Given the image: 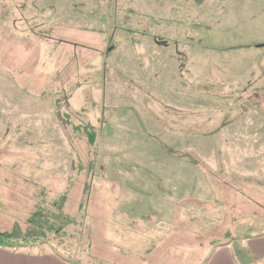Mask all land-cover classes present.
Listing matches in <instances>:
<instances>
[{"label":"rangeland","instance_id":"374dc122","mask_svg":"<svg viewBox=\"0 0 264 264\" xmlns=\"http://www.w3.org/2000/svg\"><path fill=\"white\" fill-rule=\"evenodd\" d=\"M263 9L264 0H0V230H26L58 200L72 223L25 250L65 264H203L220 229L200 211L225 195L237 202L222 207L234 249L260 232L263 217L242 216L253 207L239 191L178 183L189 147L171 142L193 136L176 129L177 118L173 130L165 109L169 99H214L181 64L195 66L203 53L229 70L230 46L264 38ZM150 39L157 46L140 53L135 45ZM166 49L167 72L158 69ZM146 55L156 57L149 75ZM139 73L151 93L139 92ZM201 159L191 153L216 183L224 178ZM231 212L236 226L225 221Z\"/></svg>","mask_w":264,"mask_h":264},{"label":"crops","instance_id":"0c3cea01","mask_svg":"<svg viewBox=\"0 0 264 264\" xmlns=\"http://www.w3.org/2000/svg\"><path fill=\"white\" fill-rule=\"evenodd\" d=\"M245 42H236L229 47L231 50L235 49L229 70L228 66L225 68L220 65L223 58L218 59V56L213 55L204 57L203 53H197L198 61L195 66L191 67L189 63L184 66L182 63L185 76L193 80L190 81L192 83L197 81V92L212 95L214 99L202 101L197 97L195 103L188 98L186 105L169 99L171 106L165 109V117L171 125L177 118L179 128L176 129L181 134L187 133V135L189 131L193 136L187 141L183 136V140L174 139L171 142L172 144L182 142L183 146L189 147L186 178L183 167L178 183H181L183 188L197 187L206 190L216 187V191L224 190L225 194L229 190L239 191L235 193V197H239L238 201L253 207L242 216L247 217L258 213L264 219V38L255 42ZM135 46L141 48L140 53H142V48L156 47L157 44L155 40L150 39L138 42ZM165 51L167 57L164 62L160 63L158 69L161 71L165 69L167 72L169 64L166 62L173 56V52L168 49ZM155 59V56L143 57V63L140 65L144 66V74L149 75L156 71ZM100 60L101 58L92 59L89 64ZM216 60H218V65H215ZM146 76L139 73L135 78L143 84L138 86L140 87L139 92L143 91L145 94L153 91V88L146 82ZM144 85L147 91L142 89ZM181 85L185 86L183 83ZM78 88L76 94H83L84 92L80 90L81 84H78ZM185 108L187 110H184ZM158 109L161 110L160 105ZM169 132L172 134L173 131ZM193 152L198 153L201 160L213 170L215 176L220 174L224 178L216 183L214 176L207 174L206 169L197 165L198 162L191 160ZM173 153H176L178 157L184 154L180 151ZM182 158L185 159V156ZM171 173L178 175L176 170H171ZM224 196L215 197V202L211 206L200 211L207 217H214V223L218 222L220 229L217 234H211L213 238L209 245L212 251L209 252L203 264H264V228L254 233L255 235L242 237L246 240L240 242L237 249H234V245L238 237H232L231 234L234 233L232 225L231 230L223 235L221 231L222 207L237 204L235 200L234 202L229 201V196L223 200ZM250 198L254 200L253 205ZM202 201L203 199L199 200V206L203 204ZM233 217H236V212L228 214L225 221L230 223L235 221L234 226H236L237 220ZM212 230L214 231L215 228L213 227ZM181 237L191 238L189 234ZM34 247L37 246L29 248ZM25 248L27 247L14 251L0 247V264H65L51 252L35 253Z\"/></svg>","mask_w":264,"mask_h":264},{"label":"trees","instance_id":"16d2710c","mask_svg":"<svg viewBox=\"0 0 264 264\" xmlns=\"http://www.w3.org/2000/svg\"><path fill=\"white\" fill-rule=\"evenodd\" d=\"M62 201L55 200L50 209L43 213L36 212L28 220L26 230L18 225L11 231L0 230V247L17 251L24 247L39 246L52 241V235H60L63 228L72 223V219L64 216ZM54 233V234H53Z\"/></svg>","mask_w":264,"mask_h":264}]
</instances>
